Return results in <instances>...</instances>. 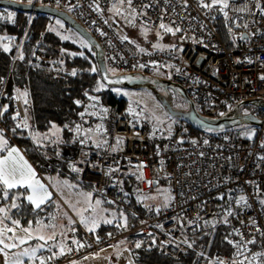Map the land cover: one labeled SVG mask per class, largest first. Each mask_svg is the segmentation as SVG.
I'll use <instances>...</instances> for the list:
<instances>
[{
  "label": "built area",
  "instance_id": "1",
  "mask_svg": "<svg viewBox=\"0 0 264 264\" xmlns=\"http://www.w3.org/2000/svg\"><path fill=\"white\" fill-rule=\"evenodd\" d=\"M11 1L67 13L94 37L106 65L119 72L148 76L171 66L172 82L187 91L203 117L218 119L243 102L264 99V0H232L223 11L219 5L204 8L201 0H131L130 5L123 0L128 5L125 13L142 25L157 28L163 23L173 29L180 44L170 52H142L117 34L105 14L121 0ZM33 61L57 69L53 58ZM12 99L13 124L29 139L33 132L23 100L18 92ZM83 116L88 122L92 119L85 128L101 123L97 133L104 142L64 149V154L73 159L71 168L77 169L79 180L92 184L96 196L108 205L129 212L132 224H122L105 236L86 231L80 246L71 251L60 248L45 264H66L112 244L140 252L156 250L179 261L189 253L190 238L217 223L229 228L235 253L217 256V264H264V127L202 132L180 118L168 134L147 127L127 108L104 105L97 97L88 100ZM256 117L264 121V107ZM79 128L82 136L84 128ZM159 183L167 186L170 201L152 208L144 195ZM241 195L246 206L237 203ZM250 240L255 243H247ZM237 244L242 246L239 256ZM254 254L261 255L253 261Z\"/></svg>",
  "mask_w": 264,
  "mask_h": 264
},
{
  "label": "trees",
  "instance_id": "2",
  "mask_svg": "<svg viewBox=\"0 0 264 264\" xmlns=\"http://www.w3.org/2000/svg\"><path fill=\"white\" fill-rule=\"evenodd\" d=\"M1 11L10 14L13 19L0 20V34L8 36L14 41V45L8 52L0 45V132L8 139L0 156L9 147L18 145L41 174L46 177L57 174L69 177L73 182L90 187L94 192L92 184L79 180L71 168L73 159L64 154L63 150L77 148L83 143L77 126L85 128L88 123L92 124V119L88 122L87 117L81 115L88 97L98 96L102 104H119L122 108H125V99L118 98L107 86L105 92L96 91L103 82L94 52L71 46L49 31L48 21L56 17L0 7ZM64 49L75 54L67 55L63 53ZM21 54L23 59H20ZM37 57L55 59L57 69L34 63L33 60ZM61 65L63 70L59 69ZM67 67H72L76 75H71L72 72H68ZM15 92L20 94L23 103L25 98L28 100V104L24 103V106L33 132L29 139L25 138L24 133L12 121V95ZM25 92L27 97L22 95ZM76 101L80 103L77 104ZM4 190L6 189L0 185V208L5 209L0 216L9 213L8 220L18 221L20 225L34 224L53 209L51 202L35 209L26 200L25 191L22 190H6L8 196L5 198ZM115 210L125 214L126 221L133 220L129 212L120 208ZM118 227L116 224L103 226L96 234L105 236L108 231ZM232 243L233 236L229 228L224 223H217L207 231L193 235L190 238L189 253L179 261H173L156 250H134L136 261L140 264H195V261L201 264L202 258L198 259L201 251L210 258L216 255L233 256L235 253Z\"/></svg>",
  "mask_w": 264,
  "mask_h": 264
},
{
  "label": "rangeland",
  "instance_id": "3",
  "mask_svg": "<svg viewBox=\"0 0 264 264\" xmlns=\"http://www.w3.org/2000/svg\"><path fill=\"white\" fill-rule=\"evenodd\" d=\"M231 1L232 0H228V4H230ZM203 2L210 3L211 0H203ZM116 4H118V2ZM116 4L106 12L105 18L119 36L132 41L140 51L141 49L144 50L142 52H169L177 50L180 40L176 34L166 32L159 26L157 28H151L142 25L136 18L130 17L125 13V10L128 9V5L124 2H119L118 5ZM9 15L10 14L1 11L0 20H12L13 17ZM57 21L60 23L57 24ZM48 22V29H53L51 31L53 34L59 36L61 39L62 37H68V39H62L65 43L71 46H78L81 50L91 49L93 51L89 43L75 29L62 20L52 18ZM61 25H63V27H61ZM166 26L169 27L168 25ZM57 33H59V35H57ZM5 37L9 38L6 35L0 34V38ZM4 44L8 45L10 51L13 48L14 41L12 42L10 38L8 40L0 39L2 48ZM85 44L87 45L86 47L84 46ZM154 45H159V48L154 47ZM63 53L68 55L72 52L64 49ZM106 66L111 76L126 74L119 72L109 65ZM66 70L68 72H73L72 67H67ZM174 73L171 66H165L164 68L155 69L148 77L172 82ZM106 89V85L103 84V87H101L99 91L105 92ZM110 89L118 98L125 99L126 103L124 106L127 108L128 112L131 115L141 118L149 128L155 127L156 129L170 134V129L180 119L179 117L172 116L160 98L147 89ZM158 92L161 97L171 99L173 109L178 111H187L189 109L187 102L183 98H178L176 93H170V91H167L163 87ZM125 93H127V95H125ZM261 110V106H244L242 114L259 116ZM100 126V122H95L92 125V130L89 127L84 128L82 141L86 144H97L100 138V135L97 133ZM248 128L252 129L253 126L249 124L235 126V129H241L244 132L247 131ZM3 138L8 143V139L5 136H3ZM3 147L5 148L6 145ZM47 178L49 179L48 182L51 190H53L56 196V198L51 201L53 209L50 213L42 216L38 222L25 226L20 225V222L18 225L9 223L7 219L10 217L9 213L5 216H0V229H15L14 232H4L3 238L5 243H18L19 239H25L27 241L24 244L18 245L16 248H4L3 251H0V264H13V261L17 259L19 253L24 249L31 250L37 248L38 245L42 246L38 249L36 254L38 259H29L27 256H20L19 258L23 261V264H40V259L47 262L58 255L61 247L67 251H71L73 247L72 244L80 246V243L83 241L84 232H90L88 228L81 223V217L86 219L95 218L99 221L98 224L100 225L108 224L104 223L105 220H111L112 223L110 224L119 226L120 220L121 224L125 223L124 218L126 215L118 212L115 208L107 207L105 202L93 193V190L92 192L82 190V186L77 182H73L69 177V180H62L64 183L61 184V186H56L51 183L52 175H48ZM155 187L156 188L144 195L148 204L156 208L167 206L170 201V193L167 186L163 183H159ZM97 200L101 203L96 204ZM93 209L95 211H93ZM126 223L132 224V220H127ZM26 228L30 229V237L28 233L23 231V229ZM40 235L44 236L47 242L37 239ZM53 235L54 238L49 239V237H53ZM0 248H3L2 244H0ZM135 254V250L132 246L126 244H112L98 251L74 258L66 264H74L77 262H79V264H140L136 261ZM198 254V259L202 258L201 264H217L215 260L217 255L210 258L208 255H204L202 251ZM197 262L198 261H195V264H197Z\"/></svg>",
  "mask_w": 264,
  "mask_h": 264
},
{
  "label": "water",
  "instance_id": "4",
  "mask_svg": "<svg viewBox=\"0 0 264 264\" xmlns=\"http://www.w3.org/2000/svg\"><path fill=\"white\" fill-rule=\"evenodd\" d=\"M0 7L30 14H45L62 20L64 23L75 29L93 49L99 74L104 85L110 88L147 89L160 98L172 116L186 119L195 129L199 131L226 130L242 124L264 127L263 120L253 114H242L240 110L241 107L245 105L264 107V100H251L243 102L237 105L233 111L218 119L203 117L195 110L194 104L188 96L187 91L182 86L174 82H167L158 78H151L133 73L111 76L107 71L105 55L100 45L85 28H83L67 13L48 6L19 4L9 0H0ZM157 85L165 88L167 91L171 89L179 93L189 105V109L187 111H178L173 109L171 101L168 98H164L159 95V92L154 87Z\"/></svg>",
  "mask_w": 264,
  "mask_h": 264
},
{
  "label": "snow or ice",
  "instance_id": "5",
  "mask_svg": "<svg viewBox=\"0 0 264 264\" xmlns=\"http://www.w3.org/2000/svg\"><path fill=\"white\" fill-rule=\"evenodd\" d=\"M121 2H123V0H121ZM129 5L131 4V0H128ZM201 4L204 8H208L209 10H211V8L213 6L219 5V10L223 11V9L228 8L229 4H228V0H211L210 3H204L203 0H201ZM261 12L264 13V8H261ZM225 16H227V13H224ZM11 18V17H10ZM60 22L57 21V24H59ZM61 27H63V25H61ZM159 27L161 29H164L166 32H171L173 34H175V32L173 31L172 28L167 27L165 24L161 23L159 25ZM50 31H52L53 29H49ZM176 31H179V29H177ZM57 35H59V33H57ZM0 39H4V40H8L9 38L5 37V38H0ZM62 39H68V37H62ZM242 39H244V37H242ZM85 47L87 46L86 44L84 45ZM154 47L159 48V45H154ZM3 49L5 52L9 51V47L7 44L3 45ZM141 51H144L143 49H141ZM82 55V54H81ZM20 59H23V55L21 54ZM140 67H144V65H140ZM94 70V69H93ZM71 75L75 76L76 72L73 71L71 73ZM261 79H264V77H261ZM103 87V85H100L97 87L96 91H99L100 88ZM24 97H27V92L22 94ZM85 95H87V93H85ZM125 95H127V93H125ZM90 100H95V97H88ZM24 103L27 105L28 104V100L25 98L24 99ZM77 104H79V101H76ZM6 110V109H5ZM104 111H107L106 109ZM92 115H95V113H91ZM19 115V113H17V116ZM83 117V114H81ZM222 115V114H221ZM14 119L16 117H13ZM19 126V125H18ZM25 126H27V122L25 121ZM80 131L79 126H77V132ZM119 143V141H118ZM205 143H207V141H205ZM7 145V141L3 138V134L2 132H0V152L4 151V147ZM142 167V165L140 166ZM73 171H77V169L73 168ZM0 185L4 186V189H13V188H17V187H27L29 189H31V195L27 196V199L30 203H32L33 205H35L36 208H40L41 204L45 202V200L47 198L50 197V193H48L46 191V189H44V186L42 184L39 183L38 180L35 179V172L32 170L31 166L27 164L26 161H23V157H21L19 155V152L16 148H11L8 150L7 153V157L6 158H0ZM3 195L5 198H7L8 196V192L6 190L3 191ZM223 198V197H221ZM101 202L99 200L96 201V204H100ZM237 203L239 204H243V205H247V200L245 198V196L241 195L239 197V200L237 201ZM261 203H264V201H261ZM13 207H16L15 204H13ZM93 211H95L93 209ZM5 212V209L0 208V213ZM228 215H232L231 212L228 213ZM124 222H125V226H126V217L124 218ZM227 222V221H225ZM13 224L18 225V221H12ZM81 223H83L85 225V227L88 228V231L92 232L95 230V228L98 226L99 221L95 218L92 219H86L84 217H81ZM104 223H112L111 220H105ZM119 226V225H118ZM15 229L13 228H2L0 229V244L3 245V248H0V251H3L4 248H16L18 247V245L20 244H24L27 241L25 239H19L18 243H5V240L3 238V234L4 232H14ZM23 231H25L26 233L29 234V237L31 236V232L30 229H23ZM53 237H49V239H53ZM37 239L40 240H45V237L40 235L37 237ZM45 242H47L45 240ZM74 243H77L76 241H73ZM154 242V241H153ZM229 243H231V241H229ZM247 243H255L254 240H250ZM83 245H81L82 247ZM191 246V245H189ZM42 247L40 245L37 246V248H33L31 250L29 249H24L21 253H19V256L17 257V259L15 261H13V264H23V261L19 258L20 256H27L29 257V259H38L37 257V251L38 249ZM136 247H140V244L138 243L136 245ZM235 247L238 249L237 251V256L242 254V246L240 244L235 245ZM61 251H63V248L61 247ZM261 254H254L252 256V260L255 261L257 259V256H259ZM245 259H247V257L245 256ZM40 264H45L43 259H40ZM221 264H223V262H221ZM233 264H244V260H238V261H233ZM249 264H251V261H249Z\"/></svg>",
  "mask_w": 264,
  "mask_h": 264
},
{
  "label": "crops",
  "instance_id": "6",
  "mask_svg": "<svg viewBox=\"0 0 264 264\" xmlns=\"http://www.w3.org/2000/svg\"><path fill=\"white\" fill-rule=\"evenodd\" d=\"M99 134V133H98ZM100 135V138L98 139V144H100V143H103L104 142V139H103V137H102V134H99ZM81 142V141H80ZM83 144H85V142H83L81 145H83ZM80 146V145H79ZM78 146V147H79ZM11 148H16L17 150H18V152H19V155L21 156V157H23V161H26L27 162V164L28 165H30L31 166V168H32V170L35 172V179L36 180H38L39 181V183L40 184H42L43 186H44V189H46V191L48 192V193H50V197L49 198H47L46 200H45V202L44 203H42L41 204V206L40 207H42V206H44L45 204H47L48 202H51V201H53L55 198H56V196H55V193H53V190H51V187H50V184H49V179L45 176V175H43V174H41L40 172H39V170L37 169V167L31 162V160L29 159V157L26 155V153L18 146V145H14V146H12V147H9L8 148V150L9 149H11ZM8 150L3 154V155H1L0 156V158H6L7 157V153H8ZM52 181H51V183H53L54 185H58V186H61V184H63L64 182H62V180H69L67 177L65 178V177H62L61 175H54V176H52ZM1 186H3V185H1ZM82 186V190H85V191H88V192H92V189L90 188V187H86L85 185H81ZM4 187V186H3ZM6 190H22V191H25V198H26V200L28 201V199H27V196L28 195H31V189H29V188H27V187H23V186H21V187H17V188H13V189H6ZM94 193V192H93ZM29 202V201H28ZM30 203V202H29ZM31 205L35 208V209H38V208H36L35 207V205H33L32 203H31ZM108 215V214H107ZM7 218V217H6ZM8 219V218H7ZM8 222L9 223H12V221H10V220H8ZM109 225H111V224H98V226L95 228V230L94 231H92V232H90V233H92V234H96L97 232H98V230L100 229V228H102L103 226H109ZM73 246H77V245H75V244H72ZM74 264H79V262H77V263H74ZM82 264H84V263H82Z\"/></svg>",
  "mask_w": 264,
  "mask_h": 264
},
{
  "label": "flooded vegetation",
  "instance_id": "7",
  "mask_svg": "<svg viewBox=\"0 0 264 264\" xmlns=\"http://www.w3.org/2000/svg\"><path fill=\"white\" fill-rule=\"evenodd\" d=\"M155 87V89L157 90V91H160L161 90V86H159V85H157V86H154ZM168 91H170V93H172V92H174V93H176L177 94V96H178V98H182V96L179 94V93H177V92H175V91H173V90H171V89H169ZM170 101H171V99H169ZM245 106H249V105H245ZM243 107L244 106H242L241 107V113H242V109H243Z\"/></svg>",
  "mask_w": 264,
  "mask_h": 264
}]
</instances>
